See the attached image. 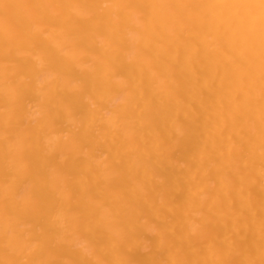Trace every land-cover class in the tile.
<instances>
[{
    "label": "bare ground",
    "instance_id": "bare-ground-1",
    "mask_svg": "<svg viewBox=\"0 0 264 264\" xmlns=\"http://www.w3.org/2000/svg\"><path fill=\"white\" fill-rule=\"evenodd\" d=\"M160 2L0 0V264H264V18L255 0ZM41 51L52 157L21 80Z\"/></svg>",
    "mask_w": 264,
    "mask_h": 264
},
{
    "label": "clouds",
    "instance_id": "clouds-1",
    "mask_svg": "<svg viewBox=\"0 0 264 264\" xmlns=\"http://www.w3.org/2000/svg\"><path fill=\"white\" fill-rule=\"evenodd\" d=\"M256 6L260 10L261 18H264V0H255ZM166 5L161 0L159 4V8L163 9ZM220 6H226V0H221ZM70 42V39H69ZM32 66L29 72L25 75L21 76L22 82H26L34 86L35 94L38 97V100L27 106L26 116L29 120L32 119L31 113L33 111H38L40 114V121L35 122L34 127L37 134L38 139L41 141V148L45 152L48 157H52L56 150V146L60 142L59 137H50L46 134L45 127L47 120L49 119L50 113L53 108H55V104L53 103L51 92L54 87L53 81L56 79V73L53 71L51 62L49 59V54L46 51H41L38 55L32 57ZM130 97L121 99L116 101L115 103L126 104ZM102 120L104 122H113L115 120V116L111 112H104L102 116ZM188 129L182 124H174L170 135H174L177 141L182 140L187 134ZM73 136V132L70 131L64 137L65 141H68ZM62 163V160L60 161ZM50 171H56V162L49 161ZM181 167L188 168V165H181ZM36 186L29 182L23 185L21 188V195L19 197H15V191L13 189H9L5 195L9 197H15L20 205L21 209L28 207L29 205H34L36 203ZM57 197L61 200L66 199V196L62 193H57ZM119 209H111L109 210V215L114 218L115 214L119 213ZM67 213V208L63 205L58 206L48 213L47 216V226L50 228H55L57 226V222L60 221ZM189 229H191V223H188ZM70 244L74 243V240L68 241ZM127 264H131V262H127Z\"/></svg>",
    "mask_w": 264,
    "mask_h": 264
}]
</instances>
